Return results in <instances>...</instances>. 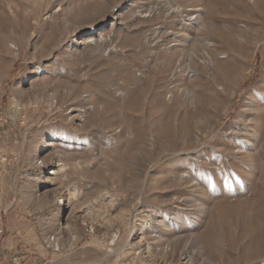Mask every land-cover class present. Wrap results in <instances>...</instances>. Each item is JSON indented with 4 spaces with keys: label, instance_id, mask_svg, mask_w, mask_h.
Listing matches in <instances>:
<instances>
[{
    "label": "rangeland",
    "instance_id": "1",
    "mask_svg": "<svg viewBox=\"0 0 264 264\" xmlns=\"http://www.w3.org/2000/svg\"><path fill=\"white\" fill-rule=\"evenodd\" d=\"M0 264H264V0H0Z\"/></svg>",
    "mask_w": 264,
    "mask_h": 264
},
{
    "label": "bare ground",
    "instance_id": "2",
    "mask_svg": "<svg viewBox=\"0 0 264 264\" xmlns=\"http://www.w3.org/2000/svg\"><path fill=\"white\" fill-rule=\"evenodd\" d=\"M179 9V8H178ZM182 13V12H181ZM197 17V16H196ZM200 18V17H199ZM199 27V26H198ZM158 31V30H157ZM169 32V31H168ZM176 33V32H175ZM174 34V33H173ZM175 35V34H174ZM177 35V34H176ZM182 65V64H181ZM180 67H182V66H180ZM176 70V69H175ZM178 70H180L181 71V69H178ZM184 70V69H183ZM195 71V70H194ZM185 72V71H184ZM189 95V94H188ZM238 138V137H237ZM241 139V138H240ZM242 141V140H241ZM240 142V141H239ZM241 144V143H240ZM245 145V144H244Z\"/></svg>",
    "mask_w": 264,
    "mask_h": 264
}]
</instances>
